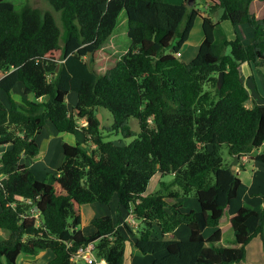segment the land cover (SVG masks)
Instances as JSON below:
<instances>
[{"label":"trees","instance_id":"obj_1","mask_svg":"<svg viewBox=\"0 0 264 264\" xmlns=\"http://www.w3.org/2000/svg\"><path fill=\"white\" fill-rule=\"evenodd\" d=\"M197 1L48 0L59 26L49 10L0 0V146H7L0 154V229L9 233L0 240V264H19L21 254L43 250L52 253L45 264H72L88 242L105 264H123L128 235L142 254H162L149 264H240L254 237L264 252V195L232 216L233 240L222 245L217 229L241 183L222 147L232 159L264 143V105H245L249 93L239 71L244 62L264 61V17L250 12L253 0H200L202 8ZM122 13L129 45L107 67L103 44ZM197 19L201 41L183 61L178 52ZM223 20L248 27L247 44L238 36L218 41ZM17 83L34 100H15ZM70 92L77 95L71 109ZM101 109L112 116L108 127L97 118ZM130 118L138 120L137 133ZM48 123L57 132L81 131L92 148L63 142V161L39 180L26 160L38 154L37 136ZM104 128L134 138L105 140ZM252 158L264 164V151ZM155 174L171 179L145 194ZM114 194L135 227H120L105 214L91 220V233L78 228L81 205H108ZM190 195L199 209L185 211L181 198ZM180 225L186 239L174 237ZM206 228L216 229L205 236Z\"/></svg>","mask_w":264,"mask_h":264},{"label":"rangeland","instance_id":"obj_2","mask_svg":"<svg viewBox=\"0 0 264 264\" xmlns=\"http://www.w3.org/2000/svg\"><path fill=\"white\" fill-rule=\"evenodd\" d=\"M9 2H11L15 8L19 9L23 4H25L26 2L39 8L40 10H49L53 13L55 20L57 22V24L59 26H61V22H60V16L59 13L54 11L53 8L50 6L48 0H8ZM198 7L202 8L201 5V1L198 0L197 1ZM218 12H220V10H218ZM124 14L122 13L120 15V20L119 23L116 27V29L114 30V32L112 33V35L106 40V42L103 44V48L104 51L106 52L107 55H109L107 58H105V60H101V62H103V64L105 66H110L115 59L121 55L123 52H125V50L127 49L129 42L127 40L126 37V33H125V20H124ZM214 21L218 20V16L217 14L214 15ZM220 25H222V30L225 32L226 37L229 38L228 40L233 38V25L229 22V21H221L219 23ZM198 29V26H194L191 34H190V41H193L197 35H200V31L196 30ZM220 32V28L219 26H217V34L219 35ZM224 36V35H223ZM240 40H242L243 44H247V40L244 39V37L242 36V34L240 33ZM192 50V47L189 44H185L183 46V48L181 49L180 54L182 53V56L179 54V58L181 60H183L185 54L189 53ZM196 51V49H195ZM195 51H193L192 55L195 54ZM229 52V49H226V53ZM191 53V52H190ZM191 55V56H192ZM99 57V56H97ZM101 58V57H99ZM93 61V59L91 60V62ZM246 70L248 72V74L250 73L249 68L247 65H245ZM259 71V70H258ZM242 79L244 81L247 80L245 73L242 72L241 74ZM257 76V74H256ZM251 84V85H250ZM247 86H249V88L253 89V92L255 93L253 96L249 97L248 100L245 102V105L248 107L254 106V105H264V91H261L259 89V93H257L256 91H254L253 88V82H250L248 84H246ZM250 92V89H249ZM0 96H1V92H0ZM68 101V99H67ZM69 102V101H68ZM101 114V123L100 125L104 126V127H108L111 122H112V116L110 114V112L106 109H101L100 112H98ZM48 125H50L48 123ZM128 125L130 127V129L132 131H134V133H137L139 131V124H138V120L136 118H130L128 120ZM51 127V134L47 135V139H48V143L46 145L42 144L43 141V134L39 137V142L41 144V153L39 154V158H36L35 160L31 161L32 166L34 168V171L37 175V178H39V180H45L46 178V174L45 172L49 173H53L55 172L56 168L61 164V162L63 161V157L61 156L62 154V149H61V143L62 142H69V143H73L74 141V136L72 134H59L56 133V131H54L52 126ZM44 131L47 132V127L44 128ZM44 132V134H45ZM103 135H104V139L105 140H110L116 143H120V144H127L129 143L133 138V136L130 137H124L121 132L115 133V132H109L107 131L105 128L102 130ZM80 137V133L76 134V139ZM46 139V138H45ZM88 146V147H87ZM87 149L90 150L92 148L91 144H87ZM259 152L264 151V143L261 145V147L258 149ZM221 156L224 159V162H229L230 161V156L227 154V150L225 147H222L221 149ZM256 154V152L254 153ZM45 158L42 159L41 156H43ZM43 160V161H42ZM264 166V165H263ZM247 173H249V171H246ZM241 173L243 174L244 172L241 171ZM239 177V176H238ZM240 180L242 182L241 188H240V194L243 193L244 189H247L244 185L248 186L246 181L243 179L242 175H240ZM164 180V181H168L171 179V175H163L162 177H158V175L156 174L155 176H153L150 179V183H148L147 188L145 190V194H149L152 193L154 191H156L158 189V181L159 180ZM256 188L259 189H264V172L263 171H256V178H255V183L253 185H249L248 189L250 190H254ZM193 198V195H190V198ZM189 201V198L186 199V202ZM250 200L246 199V202L248 203ZM185 202V209H187V206ZM195 203V202H194ZM246 203V204H247ZM117 209H118V200H117V196L114 194L112 199L110 200V202L108 203V205H81L80 207V213L81 216L83 217L82 220V225H79L78 228L79 229H83V230H87L89 228V221L87 219L88 216H101L102 214H110V215H115L117 214ZM136 235V234H134ZM4 236H7V234H3L2 236H0V240L4 239ZM132 236L128 235L127 240L125 241V251H124V260H123V264H149L150 262H152V260L154 258L160 257L162 254L161 253H155V254H142L141 252H139L133 245H131V241H132ZM47 253H50L49 250H45ZM246 254V253H245ZM44 255V254H43ZM44 258V257H42ZM149 262V263H147ZM241 264H264V254L260 251L254 250V249H249L247 255H245V258L240 262ZM76 264H83V261L79 260L76 261Z\"/></svg>","mask_w":264,"mask_h":264},{"label":"crops","instance_id":"obj_3","mask_svg":"<svg viewBox=\"0 0 264 264\" xmlns=\"http://www.w3.org/2000/svg\"><path fill=\"white\" fill-rule=\"evenodd\" d=\"M165 1L168 2V3H174V4H176V3H180L182 0H165ZM249 10L257 18L264 17V0H253L250 3ZM219 14H220V12L217 13V16L218 17H219ZM223 21H226V20H223ZM196 25L198 26V29H196V30L200 31L201 34L200 35H197L196 38L193 41H190V34H191V31H192L193 28L191 29L188 39L184 42V44L181 46V48H180V50L178 52V56H179V54L181 52V49L183 48V46L185 44H189L192 47V50L190 51L191 53L189 52V53L185 54V56L183 58V61H189L192 57H194V55L197 52V48L199 46V43L201 41L202 31H201V20L200 19H197L196 20L194 26H196ZM218 26L220 28L219 35L217 34V28H216V33H215L217 40L218 41L228 40L229 38L226 37L225 32L222 30V25L219 24ZM240 33L242 34V36L244 37V39H246L247 41L249 40L250 30L248 29V27H246L244 25H236V26H233V38L235 36H238L239 39H240ZM195 49H196V51H195ZM193 51H195V54L194 55H192ZM180 55L182 56V53ZM245 65H247L248 68H249V71H250L249 74H248V72L246 70ZM239 71H240V74H242V72L245 73V76L247 78L246 81H244L243 79H242V81H243V84L248 89L249 97H251V96H253L255 94L253 92V89L252 88H249V86L246 85V84H248L250 82V80H251V82H253L254 91H256L257 93H259V89L261 91H264V61L260 62L258 65H254L252 63H246V62H244V63H242L240 65ZM256 74H257V76H256ZM241 78H242V76H241ZM23 87L24 86H23L22 83H17L12 88V90H11L12 97L15 100H17V101H21L22 97H26L27 99L34 100V97H33V95L31 93L25 94V95L23 94ZM249 89H250V92H249ZM46 99H47V97L44 96V97L39 98L38 100L39 101H45ZM67 99H68L69 102L67 101ZM76 100H77V95H76L75 92L68 93V95L66 97V101H67V105H68L69 109H71L75 105ZM99 112H100V110H99ZM81 123H82V121H81ZM49 126H51V125H48L47 124L45 126V127H47V132L44 131V128H45L44 127L43 130L41 131V133L37 136V142H38V145H39V152H38V154L35 155L34 157L29 158V159L26 160L27 163L30 165V167H31V169H32V171H33V173H34V175H35L36 178H37V175H36V173L34 171V168L32 166L31 161L35 160L36 158H39L38 156L41 153V144L39 142V137L42 134L44 136L43 137L44 139L42 141V144L46 145L48 143L47 135H48V138L51 137V136H49V134H51V129H50L51 127H49ZM44 132H45V134H44ZM56 133H59V134H67V133H62V132H57V131H56ZM77 133L78 134L80 133V137H78L76 139V134ZM72 135L74 136L73 137L74 138L73 143L79 142L80 143V146L82 148L88 150L87 149V147H88L87 144L89 145V143H84L83 142V135H82L81 131H77L75 134H72ZM62 144H63V142L61 143V149H62ZM6 148H7L6 145L0 146V154ZM254 153L255 152H251L250 155L253 157L254 156ZM256 153H259V150H257ZM61 156L63 157V154ZM251 156H246V155L245 156H243V155L240 156L239 159H238V161H237V164H236V166L234 167V170H233V171L237 172V174H238L239 177H240V175H242L243 179L246 181V183H247L248 186L249 185H253L255 183L256 171L257 170L264 172V166H263L264 164L261 163V162H258L257 160H255ZM41 157H42V159L45 158L44 155L41 156ZM232 161H233V158L230 159L229 162L231 163ZM230 163H229V165H230ZM241 171H243L244 173L242 174ZM246 171H249V173H247ZM45 174L47 176L48 173L45 172ZM157 175L160 178V175L159 174H157ZM37 179H39V178H37ZM241 185H242V182L240 183V186L238 188L236 197H234L231 200V202L228 204V206L226 207L225 213L222 216V218L220 219V223H219V225L217 227V229H220V231H221V244L222 245H224L228 241L233 240V233H232V229L230 227V219L232 218V216L242 206L254 207V206L259 205L261 203V200H262L261 199V195H264V189L259 188V189L256 190V188H255L254 190H250V189H248V186H246V185H244V186L247 189H244L243 193L240 194ZM188 198H189V201H188L189 203L186 202V199H188ZM246 199H248L250 201L247 203L246 202ZM181 200H182V203H183V205H182V209L183 210L187 211V210H190V209H199V204H198L197 200L194 197L193 198L192 197L190 198V196L182 197ZM185 202L187 203L186 204L187 206H190V207H187V209H185V207H186L185 206ZM94 204L97 205V203H91V205H94ZM85 205H90V204H85ZM98 205H100V204H98ZM102 215H105V214H102ZM94 217H97V216H94ZM94 217H92V216H88L87 217L90 225H89V228L87 230L81 229L84 233H86V234L87 233H91L94 230L93 226L90 223L91 220ZM113 217H114L115 220H117L119 222V226L120 227H124V223L130 224L129 223V215H127V214L124 215L123 213L120 214L119 208L117 209V214H115ZM81 220H83V217L82 216H81ZM81 225H82V221H81ZM215 229L214 228H206L204 230V235L205 236H209ZM3 234L4 235L7 234V236H4V239H6L9 236V233H8L7 230L0 229V236H2ZM173 234H174V237L177 238V239H186L188 237V229L186 228V226L180 225V226H178L174 230ZM249 249H254V250H256V252L258 250V251H260V252H262L264 254V252L262 250L261 241H260V239L258 237H254L247 244V246H246V254L245 255H247ZM42 257H44V258H42ZM50 258H52V253L51 252L50 253H47L45 250H43V251H40L39 253H37L36 255L21 254L18 257V263L19 264H45L47 262V260H49ZM147 263H149V262H147Z\"/></svg>","mask_w":264,"mask_h":264},{"label":"built area","instance_id":"obj_4","mask_svg":"<svg viewBox=\"0 0 264 264\" xmlns=\"http://www.w3.org/2000/svg\"><path fill=\"white\" fill-rule=\"evenodd\" d=\"M129 223L134 227L137 224L131 214L129 215ZM73 260L75 264L76 261L79 260L83 261V264H105L103 258H98L95 256L94 242H88L86 244L80 245L74 253Z\"/></svg>","mask_w":264,"mask_h":264},{"label":"water","instance_id":"obj_5","mask_svg":"<svg viewBox=\"0 0 264 264\" xmlns=\"http://www.w3.org/2000/svg\"><path fill=\"white\" fill-rule=\"evenodd\" d=\"M92 59H93L92 52H88L87 64H89ZM221 83H222V72H220L219 75H218V85L220 86ZM101 117H102L101 114L97 113V118H98L100 123H101ZM238 159H239L238 156H233V161L230 163L229 169H231L232 171L234 170V167L236 166ZM72 264H75V263H72Z\"/></svg>","mask_w":264,"mask_h":264}]
</instances>
